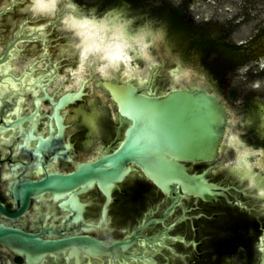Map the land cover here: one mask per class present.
<instances>
[{
    "label": "water",
    "instance_id": "95a60500",
    "mask_svg": "<svg viewBox=\"0 0 264 264\" xmlns=\"http://www.w3.org/2000/svg\"><path fill=\"white\" fill-rule=\"evenodd\" d=\"M33 2L0 0V50L3 48L0 52V130L3 129L0 131V139L10 142L18 131V136L23 137L18 152L26 159L20 164L23 173L39 174L43 170V175L38 179L24 175L16 178L11 193L13 200L18 201V208L9 212L0 203V212L16 218L26 210L30 199H38L50 193L61 210L69 211L65 219L70 216V222L76 223L88 205L79 199V195L97 185L106 193L107 203L111 186L120 181L124 174L134 170L130 163L139 166L165 193L175 185L176 191L180 189L186 196L195 195L204 200L221 194L218 189L222 186L206 177L209 168L201 172H189L185 164L211 161L218 155L227 126L230 128L228 121L233 120L228 111H231L237 123L241 122L236 112L228 57L207 33L199 25L146 0H100L92 3L84 0H57V9L51 12L31 7ZM68 4L76 7L69 9ZM109 13L116 19L105 26L103 21ZM60 20L76 36L72 32L63 31ZM121 26L124 29L123 39L130 45L124 48L129 60H118L116 66L111 67L105 52L115 39L116 29ZM15 29L18 35L3 47L7 39L5 35H10ZM134 36L142 37V42L152 43H148V47L142 50L141 44L132 39ZM31 49L33 51L30 55L25 54L26 50L30 52ZM60 52L68 55L66 60L63 57L66 64L62 63V58H58ZM77 53L80 60L74 69L78 60ZM28 56L30 59L21 65V58ZM20 68L23 69L16 73ZM62 68L64 73L61 72ZM169 70L174 82L168 85ZM68 71L71 75L67 77ZM193 78L197 83L194 84ZM155 80L159 87L165 82L163 86L168 85L167 88L156 92L157 87L153 85ZM102 86L109 93L110 101L116 109L118 128L124 125L122 139L112 151L103 152L94 158L87 157L70 171H48L39 157H44L49 151L53 152L49 166L58 165L60 160H73L66 153L72 143L68 138L62 141L66 127L64 117L68 111L65 109L62 113L61 110L82 100L94 89L97 93L93 94V103L104 101L103 93L98 92L102 91ZM41 91L43 93L39 95ZM63 91L66 92L55 99ZM31 95L35 97L34 108L23 114L26 106L30 107L27 97ZM45 99L52 104V110L50 114H38L42 100ZM9 110L12 111L4 117L5 111ZM95 113L93 109L85 117L92 135L95 134ZM109 113L103 107L99 117L103 140L113 134L114 123ZM40 116L50 119L45 136L34 133ZM26 121L30 123L24 125ZM74 128L76 131L71 134V138L75 139L77 149L84 152L83 142L88 126L78 120ZM237 134L241 137L242 131ZM233 137L238 140L234 147L239 149V138L234 132L230 133L228 143H232L230 141ZM31 140H36L32 147ZM28 152L33 156L32 162L28 160ZM247 159L251 161L249 155ZM20 165L14 164L12 167L17 170ZM259 167L264 169V164ZM252 170L256 174L257 190L264 188V173L256 171L253 162ZM222 176L223 171H215V179ZM45 202L49 209L53 206ZM116 212L118 221L126 218L119 210ZM104 221L101 220L99 224L102 225ZM90 228L93 226L87 229ZM80 229L87 231L84 227ZM67 230L47 227L39 232H30L0 222V245L13 254L22 255L28 264H35L41 263L46 255L55 256L65 251L67 256L72 254L76 258L79 249L96 258L113 253L117 246L126 249L132 242L121 240L106 244L77 229L69 233H66ZM45 232L56 237L44 238L42 234ZM164 238L165 234L154 239L162 243ZM156 245L155 241L151 247L157 250ZM259 248L264 263V236ZM240 250L243 252L241 255ZM240 250L230 263L256 264L259 254L254 249L250 258L244 248ZM146 251L150 254L141 256L143 263L155 264L151 258L152 251ZM123 262L131 263L129 260Z\"/></svg>",
    "mask_w": 264,
    "mask_h": 264
},
{
    "label": "flooded vegetation",
    "instance_id": "af4514ba",
    "mask_svg": "<svg viewBox=\"0 0 264 264\" xmlns=\"http://www.w3.org/2000/svg\"><path fill=\"white\" fill-rule=\"evenodd\" d=\"M26 9L28 10V8ZM30 13L32 14V12ZM19 23H17V26ZM60 23L63 31L74 32L70 28L64 27L61 20ZM16 29L8 36L3 33L7 38L3 42V47L18 35ZM73 36H76L75 33H73ZM73 39L77 41L76 38L73 37ZM39 48L41 49L40 45ZM33 49L30 52L26 50L25 54L30 55ZM67 56L61 53L58 58L63 59L65 57L66 60ZM77 56L78 60L74 69L80 60L79 53H77ZM28 59H30L29 56L21 58V65ZM64 59L62 63L66 64ZM22 69L20 68L16 73H19ZM61 72H65L63 68ZM69 75H71L70 71L67 72V77ZM170 76L169 70L168 85L174 82ZM258 80L264 86V78ZM193 82L194 84L197 83L195 78H193ZM153 85L157 87L156 92H160L168 86L161 85L159 87L156 80ZM208 89L219 97L212 88L208 87ZM64 92L66 91L56 95L55 99ZM98 92L103 93L104 101L93 103V94L97 93V90L94 89L90 90V94L84 96L82 100L75 101L61 110L62 113L65 109L68 111V115H66V118L64 117L66 127L62 141L68 138L72 143V147L68 148L66 153L73 160H60L58 165L49 166L48 162L53 158V152L49 151L44 157H39V161L44 163V167L48 171H70L74 169L78 162L85 160L87 157L93 156L94 158L103 152L112 151L117 146L118 141L122 139L124 125L118 128L119 119L115 114L116 109L110 101L109 93L103 86L102 91L98 90ZM42 93L41 91L39 95H42ZM97 96L100 98V95L97 94ZM34 98L32 95L27 97L30 107L27 108L26 106L23 114L33 110ZM247 98L248 102L243 109L246 112L244 121L237 123L231 111H228L233 120L228 121V123L231 122L229 123L230 128L227 126L224 141L217 151L218 155L211 161L185 162L189 172H201L209 168L206 177L222 186L221 189H218L221 194L217 195L216 198L204 200L195 195L186 196L180 189L176 191L175 185H172L169 192L165 193L142 172L139 166L130 163L134 170L124 174L120 181L111 186L108 191L109 201L107 203L106 193L97 185L79 195V199L87 202L88 205L85 206L82 217L76 223L70 222V216L67 220L65 219V215L69 211L61 210L57 206V200H53L50 193H45L38 199H30L26 210L16 218L0 212V222L30 232H39L47 227L59 231L66 228L68 229L66 233L77 229L78 232L86 233L106 244L114 241L132 240L126 249L117 246L113 253L99 255L96 258L79 249L76 258L72 254L67 256V251H65L64 253L59 252L55 256L46 255L41 263L35 264H109L110 262L125 264L124 260L131 261L130 264H144L141 256L150 254L147 253L146 249L152 251L151 258L155 264H198V260H201L199 264H232L230 263L232 257L238 254V251L242 248H244L245 254L249 258L252 249H254L259 254L256 264H264L263 254L259 248L260 241L264 236V200L256 195L257 188H249L247 181L241 182L229 171L239 154L238 150L248 148L250 150L249 158L254 164V169L264 173V169L259 167V165L264 164V87L256 91L251 90ZM90 99H92L91 103L89 102ZM103 107L110 111V119L114 123L113 134L105 140L100 135L99 122ZM1 108L2 105H0V111ZM93 109L96 112V120L93 125L94 135L90 134L91 127L85 121V117ZM51 110L52 104L45 99L42 100V106L38 114H50ZM10 111L12 110L5 111L4 117ZM77 118L81 123L83 122L88 126V133L83 142L84 152L77 149L75 139L71 138V134L76 131L74 126L75 122L78 121ZM49 120L46 116H40L34 133L47 135ZM29 123L30 121H26L23 124L27 125ZM240 130L242 131L241 137L237 134ZM231 132H234L239 138V149H236L233 143H228ZM22 138L18 136L17 131L10 142L0 139V203L9 212H14L18 208V201L13 200L11 193L14 180L22 175L30 179H38L43 175L41 167L42 172L39 174L34 172L23 173L24 170L20 164L26 159H24L23 154L18 152V147L22 144ZM35 143L36 140H31L30 147L34 146ZM28 160L31 162L33 160V156L31 157L29 152ZM14 164L20 165V168L17 169L18 172L12 167ZM219 170L223 171V176L215 179L214 173ZM45 201L53 206L49 209ZM117 210L123 217H126L124 220L118 221ZM101 220H105L102 225L99 224ZM64 221H66L65 225ZM89 226H93V228L87 229ZM81 227L86 228L87 231H81ZM163 234L166 235V238L162 243L154 239L161 237ZM42 237L56 236H51L45 232ZM155 241L157 250L151 247ZM242 253L240 250L239 255ZM0 264L28 263L22 255L13 254L6 247L0 245Z\"/></svg>",
    "mask_w": 264,
    "mask_h": 264
},
{
    "label": "rangeland",
    "instance_id": "374dc122",
    "mask_svg": "<svg viewBox=\"0 0 264 264\" xmlns=\"http://www.w3.org/2000/svg\"><path fill=\"white\" fill-rule=\"evenodd\" d=\"M88 3L100 0H84ZM199 25L228 57L240 121L251 90L264 86V0H146Z\"/></svg>",
    "mask_w": 264,
    "mask_h": 264
},
{
    "label": "snow or ice",
    "instance_id": "6c2138e0",
    "mask_svg": "<svg viewBox=\"0 0 264 264\" xmlns=\"http://www.w3.org/2000/svg\"><path fill=\"white\" fill-rule=\"evenodd\" d=\"M64 5H61V7H63ZM31 7L37 8V9H44L47 10L49 12L57 9V0H34V2L31 4ZM67 7L69 9H73L76 7V5L74 4H68ZM116 17L113 16L111 13H109V16L105 18V20L103 21V24L106 26L108 25L111 21L115 20ZM84 23H91V21H84ZM124 36V29L121 26L120 28L116 29L115 32V39L113 40L112 44L108 46V50L105 52V56H107L109 58V65L111 67H115L116 64L115 62L118 60H129V57L126 55V53L124 52V48L129 47L130 45L127 43L126 40L123 39ZM132 39L134 41H136V43L141 44V48L146 49L148 47V43H152L150 42H142L143 38L140 37H132ZM119 40L120 42L117 43L116 41ZM85 51H87V49H85ZM101 59H103V57H101ZM83 60V55L81 56V61ZM231 123V122H229ZM233 144L238 143V140L236 137H233L232 140L230 141ZM239 151V156L241 160H244L246 162V158L249 154V149L248 148H244L243 150H238ZM223 162V161H221ZM231 163V162H230ZM227 166V165H226ZM256 184H255V179L253 178V184L252 185H248L249 188H256ZM264 189V188H262Z\"/></svg>",
    "mask_w": 264,
    "mask_h": 264
},
{
    "label": "clouds",
    "instance_id": "9594fccd",
    "mask_svg": "<svg viewBox=\"0 0 264 264\" xmlns=\"http://www.w3.org/2000/svg\"><path fill=\"white\" fill-rule=\"evenodd\" d=\"M248 155H250V153ZM229 171L234 176H236V178L241 182L247 181L248 185L253 184V178H254L255 184L257 185L256 174L253 173L252 170V161L248 160L247 158L245 162L244 160L240 159V156L238 154L234 164L231 166ZM256 195L258 197H264V189L258 188Z\"/></svg>",
    "mask_w": 264,
    "mask_h": 264
},
{
    "label": "trees",
    "instance_id": "16d2710c",
    "mask_svg": "<svg viewBox=\"0 0 264 264\" xmlns=\"http://www.w3.org/2000/svg\"><path fill=\"white\" fill-rule=\"evenodd\" d=\"M212 42H214V43L218 44V43H217V42H215V41H212ZM214 43H213V44H214ZM216 44H214V45H216Z\"/></svg>",
    "mask_w": 264,
    "mask_h": 264
}]
</instances>
